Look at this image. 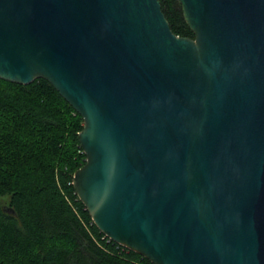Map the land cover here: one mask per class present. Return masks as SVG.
I'll use <instances>...</instances> for the list:
<instances>
[{"label":"water","instance_id":"95a60500","mask_svg":"<svg viewBox=\"0 0 264 264\" xmlns=\"http://www.w3.org/2000/svg\"><path fill=\"white\" fill-rule=\"evenodd\" d=\"M0 0V78L83 118L72 184L153 264H264V0Z\"/></svg>","mask_w":264,"mask_h":264},{"label":"trees","instance_id":"16d2710c","mask_svg":"<svg viewBox=\"0 0 264 264\" xmlns=\"http://www.w3.org/2000/svg\"><path fill=\"white\" fill-rule=\"evenodd\" d=\"M159 2L171 31L193 38L177 0ZM82 127L47 80L0 78V264H153L104 235L78 198Z\"/></svg>","mask_w":264,"mask_h":264}]
</instances>
